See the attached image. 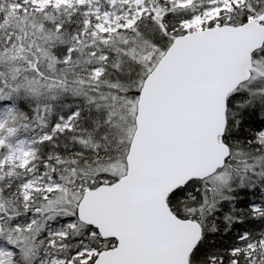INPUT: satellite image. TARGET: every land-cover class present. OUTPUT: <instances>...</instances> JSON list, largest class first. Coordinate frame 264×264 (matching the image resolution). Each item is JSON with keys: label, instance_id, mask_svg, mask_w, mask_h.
I'll use <instances>...</instances> for the list:
<instances>
[{"label": "snow or ice", "instance_id": "1", "mask_svg": "<svg viewBox=\"0 0 264 264\" xmlns=\"http://www.w3.org/2000/svg\"><path fill=\"white\" fill-rule=\"evenodd\" d=\"M0 264H264V0H0Z\"/></svg>", "mask_w": 264, "mask_h": 264}]
</instances>
